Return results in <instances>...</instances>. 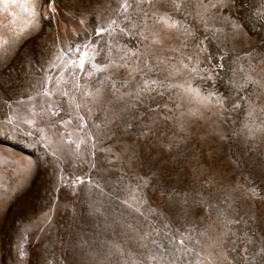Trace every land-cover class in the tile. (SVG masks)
<instances>
[{"label":"rangeland","instance_id":"1","mask_svg":"<svg viewBox=\"0 0 264 264\" xmlns=\"http://www.w3.org/2000/svg\"><path fill=\"white\" fill-rule=\"evenodd\" d=\"M0 264H264V0H0Z\"/></svg>","mask_w":264,"mask_h":264}]
</instances>
